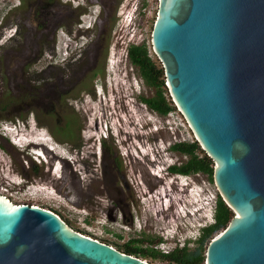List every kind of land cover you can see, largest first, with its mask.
<instances>
[{
	"label": "rangeland",
	"instance_id": "obj_1",
	"mask_svg": "<svg viewBox=\"0 0 264 264\" xmlns=\"http://www.w3.org/2000/svg\"><path fill=\"white\" fill-rule=\"evenodd\" d=\"M64 1L0 0V193L15 204L49 209L73 230L116 249L115 242L129 239H143L142 247L163 253L183 245L193 249L200 227L213 221L219 192L206 174L169 171L188 158L171 145L197 140L165 78L164 96L174 109L160 114L143 102L155 88L128 48L120 52L129 35L118 11L133 0H97L98 7L93 0L78 6ZM137 6L127 26L134 28L129 45L145 43L162 67L151 46L158 0H138ZM14 25L17 34L9 37ZM130 89L132 103L123 94ZM16 119V130L2 127ZM31 148L43 157L30 156ZM120 170L126 173L121 179Z\"/></svg>",
	"mask_w": 264,
	"mask_h": 264
},
{
	"label": "water",
	"instance_id": "obj_2",
	"mask_svg": "<svg viewBox=\"0 0 264 264\" xmlns=\"http://www.w3.org/2000/svg\"><path fill=\"white\" fill-rule=\"evenodd\" d=\"M151 46L233 210L204 264H264V0H158ZM0 195V264H151Z\"/></svg>",
	"mask_w": 264,
	"mask_h": 264
},
{
	"label": "trees",
	"instance_id": "obj_3",
	"mask_svg": "<svg viewBox=\"0 0 264 264\" xmlns=\"http://www.w3.org/2000/svg\"><path fill=\"white\" fill-rule=\"evenodd\" d=\"M128 52L132 62L138 65L141 76L145 82L155 88V95L152 97H144L145 102L149 108L160 113L166 114L174 109L171 101H167L164 96V71L162 67H157L152 61L147 45L131 44L128 45ZM171 149L180 153L188 155V158L179 165L173 164L169 167V171L179 174L203 173L208 179L212 181L213 161L202 150L197 141H178L171 145ZM202 152L198 154L197 152ZM233 216L232 210L228 207L222 197L217 194L214 205L213 221L208 225H204L200 229L198 237L195 239V247L189 249L186 245L176 247L170 252H160L153 248L142 247L143 239H129L123 244L115 245L122 252L134 255L136 257L150 256L153 258H165L169 261H175L178 264H197L205 259V248L212 238V234L220 228H224L230 218ZM119 237V235H117ZM106 242L105 240H100Z\"/></svg>",
	"mask_w": 264,
	"mask_h": 264
},
{
	"label": "clouds",
	"instance_id": "obj_4",
	"mask_svg": "<svg viewBox=\"0 0 264 264\" xmlns=\"http://www.w3.org/2000/svg\"><path fill=\"white\" fill-rule=\"evenodd\" d=\"M137 1L138 0H133V2H131V4L129 5L128 3L129 2H127L125 5L127 6V8L125 9V11L124 10H119L118 11V14L120 15V18H121V20L123 21H120L122 24H124V31H126V33L125 34H128L129 35V37L127 38V41L125 42V44L124 45H122V47H121V50L122 51H120V52H122V53H125V54H127V47H128V45H129V42H132V40H130V38L134 35V28H131V29H128L127 28V26L129 25V27H130V24H132L133 23V21H132V19L134 18L135 19V17H136V15L139 13V11H137V9H138V6H137ZM139 10V9H138ZM124 18V19H123ZM136 32V31H135ZM114 48V47H113ZM114 51H116V49H113L112 50V52H114ZM112 55V54H111ZM110 63H112V59H111V57L108 59V63H107V65L108 64H110ZM115 63V66H113V65H111V69H112V72L114 71V68H117V65H116V62H114ZM130 86H132V88H134V86H133V83L130 85ZM109 89H110V87H109ZM135 91V89L133 90V89H130V92L129 91H127V92H125V93H123V94H125V95H127L128 96V99H129V102H131L132 103V101H133V99H132V95H133V92ZM95 92H96V95H98V96H104V91H102L101 89L100 90H98V89H95ZM129 92V93H128ZM89 96H90V94H89ZM113 98V97H112ZM86 100V99H85ZM17 120V119H16ZM12 120H5V123L6 122H9V124H4V125H2V127L4 128L5 126L7 127V128H13V129H17L19 126H18V120L17 121H13V122H11ZM8 132L9 131H6V135L8 136L9 134H8ZM16 134H18V133H15L14 135H16ZM10 140H11V142H12V144H14V145H18L17 144V142H16V140H13L11 137H10ZM29 148V147H28ZM24 149V148H23ZM33 151H35L33 148H31V150L30 151H28V154H30V156H40V158H42L43 157V155L40 153V152H38V151H36V152H33ZM203 227V226H202ZM200 229H201V227H200ZM199 235V234H198ZM198 237V236H197ZM197 237H195V239L197 238Z\"/></svg>",
	"mask_w": 264,
	"mask_h": 264
},
{
	"label": "flooded vegetation",
	"instance_id": "obj_5",
	"mask_svg": "<svg viewBox=\"0 0 264 264\" xmlns=\"http://www.w3.org/2000/svg\"><path fill=\"white\" fill-rule=\"evenodd\" d=\"M80 0H65L64 2H75V4H73L74 6H78L79 4H80V2H79ZM93 3H91V5L92 6H97L98 7V2H97V0H93L92 1ZM96 10V9H95ZM98 14H99V11L97 12ZM83 14H85V12H82V13H80V17L81 16H83ZM98 14H97V16H98ZM97 18V17H96ZM96 20V19H95ZM81 23V22H80ZM79 23V25H81ZM15 27H14V30L12 31V32H10V36L9 37H14V36H16V34H17V27H16V25H14ZM11 27L12 26H8L6 29H8V30H11ZM85 28H88V25L87 26H85ZM60 28H58V30H59ZM59 32L61 33V34H63V35H65V33H67V31L65 30V32H64V30L63 31H61V30H59ZM8 37V38H9ZM66 38V37H65ZM0 45H1V43H0ZM35 168V167H34ZM177 174H179V173H177ZM125 175H126V173L124 172V171H122V170H120V173H119V178L121 179V178H123V177H125ZM126 185V184H125ZM122 186L124 187V185L122 184ZM127 189H128V191H129V186H125ZM125 187H124V189H125ZM121 190H122V188H120ZM123 191V190H122ZM120 192V191H119ZM121 193V192H120ZM124 197V193L122 192V196H121V198H123ZM120 198V199H121ZM121 204H123V199H121ZM128 206V205H127Z\"/></svg>",
	"mask_w": 264,
	"mask_h": 264
},
{
	"label": "bare ground",
	"instance_id": "obj_6",
	"mask_svg": "<svg viewBox=\"0 0 264 264\" xmlns=\"http://www.w3.org/2000/svg\"><path fill=\"white\" fill-rule=\"evenodd\" d=\"M110 95H111V94H110ZM113 102H114V101H113ZM91 103H92V102H91ZM92 105H93V104H92ZM92 109L95 111V110H96V106H94V105H93V106H89V110H92ZM39 145H42V144H39ZM0 195H1L2 197L7 198V199L10 201V199H9L7 196H5V195H3V194H1V193H0ZM10 202H11V201H10ZM12 203H13V202H12ZM12 203H11V204H12ZM13 204H15V203H13Z\"/></svg>",
	"mask_w": 264,
	"mask_h": 264
},
{
	"label": "built area",
	"instance_id": "obj_7",
	"mask_svg": "<svg viewBox=\"0 0 264 264\" xmlns=\"http://www.w3.org/2000/svg\"><path fill=\"white\" fill-rule=\"evenodd\" d=\"M85 235V234H84ZM90 237V236H89ZM91 238H93V237H91ZM97 240V239H96ZM146 261V260H145Z\"/></svg>",
	"mask_w": 264,
	"mask_h": 264
}]
</instances>
